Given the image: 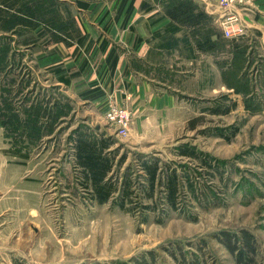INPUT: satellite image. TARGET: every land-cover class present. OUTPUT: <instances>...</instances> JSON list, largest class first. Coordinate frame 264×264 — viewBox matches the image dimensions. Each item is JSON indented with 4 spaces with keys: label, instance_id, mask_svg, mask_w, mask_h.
<instances>
[{
    "label": "rangeland",
    "instance_id": "rangeland-1",
    "mask_svg": "<svg viewBox=\"0 0 264 264\" xmlns=\"http://www.w3.org/2000/svg\"><path fill=\"white\" fill-rule=\"evenodd\" d=\"M152 2L160 12L170 0ZM205 26V32H213L214 26ZM215 27L219 43L228 45L221 26ZM47 32L41 38L32 30H0V50L4 48L0 51V120L16 116L22 123L17 130L5 128L8 141L2 145L10 148L13 163L21 160L12 152H24L22 161L25 159L27 173L31 170L27 178L41 184L37 201H29L34 198L29 196L26 208L19 204L24 208L20 218L8 214L0 219V264H264V92L258 91V73L253 76L256 64L249 62L243 71L249 75V83L240 85L244 95L233 94L235 89L227 86L217 91L220 66L214 65V53L209 51L205 66L210 88L202 95L190 91L198 86L183 79L187 65L176 60L177 54L167 57L174 70L165 92L179 98L176 113L164 111L170 121L159 122L151 114L153 109L144 105L142 95L136 111L132 110L128 135L122 138L103 116L106 103L116 101L111 93L102 101L87 103L100 99L103 91L82 93L83 85L77 84L80 77H76L67 90L72 105L67 102L68 92L56 84L52 74L51 68L59 65L55 61L58 55L50 56L53 46L45 43L50 38ZM36 35L39 39L24 44ZM59 47L64 54L70 50ZM90 52L79 54V62L86 60L84 75L102 64L103 59L88 55ZM221 55L225 65L230 53L223 48ZM68 61L70 58L63 64ZM231 76L225 75L227 85ZM249 86L252 94H246ZM127 95L118 103L130 110L133 94ZM36 101L39 106L33 109L30 105ZM225 109L228 112H217ZM142 116L147 119L136 124ZM31 119L42 126L39 135L25 123ZM85 126L98 127L97 134L112 135L119 144L114 145L117 161L125 156L119 168L116 165L115 178L120 180L126 174L136 188L122 207L117 194L99 204L81 191L74 180L76 174L73 181L65 178L73 163L74 131ZM186 147L196 156L180 155ZM137 154L159 159L163 174L175 170L178 191L174 208L166 200L164 179H159L151 196L145 187L140 188L147 185L138 175Z\"/></svg>",
    "mask_w": 264,
    "mask_h": 264
},
{
    "label": "crops",
    "instance_id": "crops-1",
    "mask_svg": "<svg viewBox=\"0 0 264 264\" xmlns=\"http://www.w3.org/2000/svg\"><path fill=\"white\" fill-rule=\"evenodd\" d=\"M22 1H18L16 7L10 9L0 0V12L6 15L10 13L19 15L16 13V8ZM57 1H60V4ZM57 1L55 8L59 12V21L65 23L66 28L64 30L51 29L50 33H53L55 37H51V34L48 33L50 38L45 41L48 47L49 45L53 46L50 56L58 55L55 61L59 65L53 66L51 69L53 71L55 68H59L60 71H53L52 74L56 84L60 87L64 86L66 92L73 85V79L76 77H80L77 84L83 85L82 93L87 91L94 94L97 91H103V96L101 95L100 99L87 100V103L93 104L95 101H102L109 93L117 102L123 100V94H128V97L133 94L131 103H128L131 114H133L136 111L134 108L138 106V100H141L144 95L146 97L144 105L153 109L151 114L157 115L159 122L167 123L170 119L164 117L163 112L173 109L176 113L175 108L179 98L175 96L176 94L171 96L165 92L170 87L171 73L174 70L165 59L177 54L176 60L182 65H187L183 79L187 81L188 85L198 86V89L191 88L190 91L202 94L203 90L210 88V80L206 74L205 66L206 55L209 51L214 53V65L220 66L216 75L217 91L220 86L222 88L227 86L229 90H232V87L235 89L236 92L233 94L244 95L240 85L249 83V75L243 71L249 62H253L257 67L253 76H257L258 73V79H260L258 91L264 92V0H240L233 5V13L241 31L226 37L229 39V44L226 46H222L215 36V30H217L215 26H220L218 18L221 14L217 0L215 3H211L209 0H191L196 7L194 12L197 14L201 12L204 15L200 24L192 26H182L174 22L167 16L166 6H163V10L159 12L157 3H153L152 0H134L132 10L128 15L126 11L130 0L124 4H121L120 0ZM76 1L87 5L79 7ZM141 3L144 5L141 6ZM83 16L88 19H84ZM91 16H94L95 19L90 20ZM206 23H209L212 28L214 26L215 30L213 28L212 33L204 31ZM42 27L45 26L43 22H40L32 31H37L39 34L43 32ZM104 29L105 31H103ZM206 36L209 37V42L202 44ZM40 37L42 38V36ZM35 39H39L37 35ZM61 45L70 49L69 52L64 54L59 47ZM115 46H119L122 50H116ZM223 48L230 53V59L225 65H223L221 55ZM85 51L90 52L88 55H99L103 60L98 69H92L84 75L82 67L86 60L83 59L82 62H79L78 58L79 54ZM111 52V57H117V63L112 72L109 71L107 62V57ZM68 58L70 61L63 64L64 60ZM226 74H232L231 86L226 84ZM61 76H64L68 83L65 84L59 79ZM173 77L175 78L176 75L173 74ZM158 89L162 93H158ZM251 91V86H249V93L246 94H252ZM66 95L67 102L72 105L70 93L68 92ZM30 106L34 109L39 106V103L36 101ZM145 119L147 117L142 116L136 119L135 123H143ZM5 130L0 124V219L8 214L13 218H20V212L24 211V208H20L19 204L22 203L26 208V201H28L26 198L29 196L34 197L32 200L29 198V201H35L36 197L40 196L41 184L37 180L30 181L27 178L31 170L27 173L28 170L24 165L25 159L22 161V157L25 156L24 152L20 150L12 152L13 155H18V160L21 161L10 162V148L2 145L3 141H8L5 137ZM70 167L71 173L65 178L70 180L71 177L73 181V175L76 174L75 183L81 186V191H85L80 184L82 180L81 168L73 163H70ZM51 173V171L48 172L50 178L52 177Z\"/></svg>",
    "mask_w": 264,
    "mask_h": 264
},
{
    "label": "trees",
    "instance_id": "trees-1",
    "mask_svg": "<svg viewBox=\"0 0 264 264\" xmlns=\"http://www.w3.org/2000/svg\"><path fill=\"white\" fill-rule=\"evenodd\" d=\"M18 1L20 0H1V2L9 7L10 9L15 8ZM127 0H120L121 4H124ZM134 0H130L129 7L126 11L128 15L132 10V4ZM79 7H85L87 4L83 2L76 1ZM144 5V3H141ZM55 0H23L20 5L16 8L19 15L15 13H10L6 15L0 12V30L4 32H15L17 30H32L35 29L40 22H43L44 26L49 31L51 29L64 30L66 24L59 21V12L55 8ZM166 13L169 18L179 25L192 26L195 24H200L202 17L204 16L201 12L195 13L194 7L191 0H170V3L166 6ZM4 15V16H3ZM22 15V16H20ZM206 18V17H205ZM40 32L38 37L42 36L46 31ZM48 33V32H47ZM51 37H55L53 33H50ZM27 41H30L27 43ZM35 42V38H31L24 41V44ZM209 42V37L206 36L202 44H207ZM7 50V48H6ZM0 51H4L1 48ZM6 52V51H5ZM4 52V53H5ZM112 52L107 57L109 71L112 72L117 63V57L112 56ZM54 72H59V68H55ZM61 79L65 84L68 80L61 76ZM38 109V108H37ZM37 109L34 111L36 116H39ZM218 113H226L228 110H217ZM14 116V115H13ZM33 134L39 135L42 126H39L37 119H31L25 122ZM0 124L4 128H11L17 130L21 126V122L18 121L16 116L5 118V121L0 120ZM38 124V125H37ZM41 125V124H40ZM196 125L192 124L191 128L194 129ZM98 127L90 129L85 126L83 128H78L74 132H77L73 139V164L80 167L81 185L86 193H89L93 199L99 203L103 204L109 199H112L113 195L117 194V200L119 205L122 207L123 201L131 198L135 191V182H133L126 174L122 175L121 179L115 178L117 169L124 162L125 156L120 155V160L117 161L119 153L114 145H119L116 143V139L112 135H107L105 133L97 134ZM180 155L186 157H195L196 154L190 147L182 148L179 151ZM116 160V163H115ZM136 168L138 170V175L146 183L140 188H143L145 193L148 195L154 190L157 182L160 178L164 179L163 183L166 192V200L169 205L174 208L177 204L176 193L178 191V176L175 170H171L163 174L162 164L160 160L156 157L148 154H137L135 160ZM117 165V169H116ZM140 184H137L139 186ZM151 196V195H150ZM114 198L113 201H116ZM147 207V206H146Z\"/></svg>",
    "mask_w": 264,
    "mask_h": 264
},
{
    "label": "built area",
    "instance_id": "built-area-1",
    "mask_svg": "<svg viewBox=\"0 0 264 264\" xmlns=\"http://www.w3.org/2000/svg\"><path fill=\"white\" fill-rule=\"evenodd\" d=\"M238 1L240 0H217V5L221 10L218 21L226 37L241 31L233 13V5ZM103 116L115 135L122 138L128 135L132 122V114L129 109L111 99L106 103Z\"/></svg>",
    "mask_w": 264,
    "mask_h": 264
}]
</instances>
